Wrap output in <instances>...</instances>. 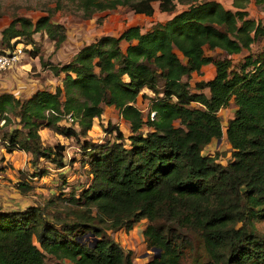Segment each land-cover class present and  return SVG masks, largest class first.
Returning <instances> with one entry per match:
<instances>
[{"label":"trees","instance_id":"16d2710c","mask_svg":"<svg viewBox=\"0 0 264 264\" xmlns=\"http://www.w3.org/2000/svg\"><path fill=\"white\" fill-rule=\"evenodd\" d=\"M152 1L75 2L89 18L118 5L152 14ZM249 1L232 0L234 10L218 0L192 2L146 31L131 25L101 35L65 63L39 57L53 74L64 73L60 84L24 99L0 92V115L7 120L9 113L18 115L20 122L4 136L11 148L28 151L32 164L40 157L57 167L65 164V145L43 144L41 127L77 139L101 116L104 104L114 105L131 131L126 137L108 122L105 130L115 131L111 143L83 141L90 150L91 182L78 195L51 194L18 211L0 210V264H45L46 254L73 264H132V250L107 231H133L143 218L146 244L160 248L159 257L143 264H182L187 253L193 264H264V236L256 227L264 221V56L247 55L240 69L230 70L231 58H214L204 49L238 53L264 34L261 21L247 16ZM159 5L162 11L175 8L174 0ZM39 31L55 49L66 37L65 27L47 14L35 22L14 18L1 30V40L29 39ZM122 40L128 42L124 50ZM210 62L215 75L196 81L192 91L184 77ZM249 64L253 69L246 68ZM144 86L154 92L146 119L135 104ZM231 99L236 108L225 135L232 157L221 164L202 149L223 135L218 112ZM68 115L79 129L61 124ZM88 231L98 237L92 246L85 237L77 239Z\"/></svg>","mask_w":264,"mask_h":264},{"label":"rangeland","instance_id":"374dc122","mask_svg":"<svg viewBox=\"0 0 264 264\" xmlns=\"http://www.w3.org/2000/svg\"><path fill=\"white\" fill-rule=\"evenodd\" d=\"M75 1L0 0V47L11 46L12 41H15V44L23 47L22 53L24 54L23 56L21 54L18 61L10 68L0 71V92L9 91L14 93L16 97L24 99L37 89L53 90L56 84L61 83L64 73L53 74L48 67L41 66L39 57L51 60L53 63H65L82 45L101 35H116L131 25H139L142 30L150 29L155 23L165 22L174 13L187 8L189 3L203 0H174L175 8L173 11L160 10L159 0H153L154 10L152 14L135 12L128 5H118L115 8L96 11L89 18L82 16V11ZM220 2L226 4V0H220ZM247 11L248 17L260 20L264 25V0L249 1ZM47 14L52 21L65 27L66 37L59 48L55 49L54 41L41 31L35 32L29 39L25 36H16L9 42L1 40V30L14 18L24 16L35 22L40 16ZM127 44L128 42L122 41L121 48L124 50ZM34 53L37 55L34 56ZM177 53L182 57L179 51ZM207 53L212 54L215 58H221L225 55L219 49H207ZM247 55L264 56V34L256 38L248 49L244 48L238 53H232V63L229 69H240ZM246 68L253 69V65L249 64ZM211 76L212 66H209L204 67L199 73H192L188 78L184 77V79L189 82L190 87H194L195 82L200 77L207 79ZM138 105L146 119L150 106L149 97L143 96ZM232 106L233 104L229 103L218 112L223 125L222 139L214 138L202 149V153L205 155H216L217 162L221 164H226L232 157V148L225 135V126L228 120L233 117L235 110ZM4 115H0L4 118V122L0 126L4 134L6 129L20 126L18 115L9 113L8 120ZM100 119L94 118L91 128L87 130L85 135L77 139L65 137L51 128L41 127L39 129L43 144L63 143L65 145L62 152L65 164L62 167H57L55 163L45 157H40L36 164H32L30 162L31 154L24 149H15L11 151L10 155H6L3 158L6 164L2 165L0 169V210L3 212L18 211L35 204L37 200L43 197L46 199L51 194L69 195L70 192H74L78 195L81 193L91 182L88 164L90 150L83 147V141L88 140L93 143L110 141L111 143L115 138V131L110 128L105 130L108 121L114 124L113 127H118L126 137L131 133L128 122L112 106L105 107L104 114ZM61 124L71 125L72 121L65 116L61 120ZM175 124H178V120H175ZM72 125L79 129L76 124L73 123ZM146 130L147 127L144 125L142 131L146 132ZM123 141L126 144L129 143L126 138ZM41 170L45 172H41ZM34 173L36 174L33 175ZM18 183L26 184L27 188L20 190ZM62 207L60 206V208ZM138 222L140 224L133 231V227L129 230L121 228L116 231H107L121 243L125 250H132V264H143L153 257V251L146 244L142 233L148 221L144 219ZM256 227L259 234L264 236V221L256 222ZM89 240H92L91 236ZM67 260H56L52 255H45V264H73ZM182 264H193L189 253L182 258Z\"/></svg>","mask_w":264,"mask_h":264},{"label":"built area","instance_id":"2783aa9c","mask_svg":"<svg viewBox=\"0 0 264 264\" xmlns=\"http://www.w3.org/2000/svg\"><path fill=\"white\" fill-rule=\"evenodd\" d=\"M15 40V39H14ZM15 41H12V46L8 47H0V71L10 68L14 63H16L19 59V57L22 54L23 47L15 44ZM155 115V111L150 112V117L153 118ZM68 118L71 120V118L68 115ZM3 119L0 117V126L3 124ZM5 134L0 129V169L2 168V165L6 164L5 160H3L6 155H10L11 151L18 149L17 147H12L10 141ZM21 150V149H20Z\"/></svg>","mask_w":264,"mask_h":264},{"label":"crops","instance_id":"0c3cea01","mask_svg":"<svg viewBox=\"0 0 264 264\" xmlns=\"http://www.w3.org/2000/svg\"><path fill=\"white\" fill-rule=\"evenodd\" d=\"M218 1H220V0H218ZM251 1V0H250ZM224 4V3H223ZM224 6L226 7V8H229V9H231V10H234L235 8L233 7V5H232V0H226V4H224ZM246 9H247V7H246ZM170 17H172V16H170ZM142 30V29H141ZM146 30H148V29H146ZM146 30H142V31H146ZM122 41H124V40H122ZM121 41V42H122ZM205 52H206V54H209V53H207V49H209V50H215V49H219V50H221V51H223L224 52V56L223 57H229V58H231V54H228L226 51H224L222 48H220V47H215V48H213V49H210V48H208L207 46H205ZM244 49V48H243ZM242 49V50H243ZM241 50V51H242ZM209 55H211V56H213L212 54H209ZM181 56L182 57H180L182 60L184 59V57H183V55L181 54ZM214 58H215V56H213ZM223 57H221V58H223ZM209 66H212V76L210 77V78H212L214 75H215V66L213 65V63H207V64H204L202 67H201V70H203V68L204 67H209ZM200 70V71H201ZM195 72V71H194ZM194 72H192V73H194ZM195 73H197V72H195ZM210 78H207V79H204V78H199L198 80H200V79H204V80H208V79H210ZM162 84H163V80H160L159 81V83H158V87H161L162 86ZM56 85H58V84H56ZM191 90L192 91H195V88L194 87H191ZM204 92L206 93V94H209V89L206 87V88H204ZM153 96L154 95V92L149 88V87H147V86H144L142 89H141V91H140V93L138 94V96H137V99H136V102H135V104H136V106L137 107H139V105H138V102H139V100H141L142 98H143V96ZM230 103L231 104H233V106H232V108H234L235 109V104H234V102H233V99H231L230 100ZM191 105H193V106H195V105H198L197 103H195V102H192V104ZM110 106H112V107H114V108H116L114 105H106V104H104L103 105V112H102V114H101V116L100 117H94V118H96L97 120H99L101 117H102V115L104 114V111H105V107H110ZM140 108V107H139ZM223 108V107H222ZM222 108H220L221 110H222ZM117 109V108H116ZM141 109V108H140ZM118 110V109H117ZM118 112H119V110H118ZM119 114H120V112H119ZM122 117V116H121ZM101 120V119H100ZM102 121V120H101ZM126 121V120H125ZM108 122H110V121H108ZM113 124V123H112ZM128 125H129V123H128ZM214 139V138H213ZM212 139V140H213ZM220 139H222V137L220 138ZM219 138H218V140H220ZM3 177V176H2ZM144 219H146V218H143V219H141V220H144ZM140 220V221H141ZM54 257V256H53ZM56 260H59V259H57L56 258ZM64 260H66V259H64ZM67 262H70V261H68L67 260Z\"/></svg>","mask_w":264,"mask_h":264},{"label":"water","instance_id":"95a60500","mask_svg":"<svg viewBox=\"0 0 264 264\" xmlns=\"http://www.w3.org/2000/svg\"><path fill=\"white\" fill-rule=\"evenodd\" d=\"M220 139V138H219ZM92 240H89L90 236ZM85 237V240H88L89 245H94L96 243V241L98 240V237H96L94 232L88 231L86 233H84L83 235H79L78 236V240H82V238ZM151 250L154 253V257H159L160 256V248L159 247H152ZM146 255V254H145Z\"/></svg>","mask_w":264,"mask_h":264},{"label":"bare ground","instance_id":"6f19581e","mask_svg":"<svg viewBox=\"0 0 264 264\" xmlns=\"http://www.w3.org/2000/svg\"><path fill=\"white\" fill-rule=\"evenodd\" d=\"M24 54L22 53V56H23Z\"/></svg>","mask_w":264,"mask_h":264}]
</instances>
